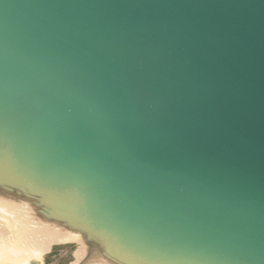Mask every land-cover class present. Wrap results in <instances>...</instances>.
<instances>
[{"label": "water", "instance_id": "1", "mask_svg": "<svg viewBox=\"0 0 264 264\" xmlns=\"http://www.w3.org/2000/svg\"><path fill=\"white\" fill-rule=\"evenodd\" d=\"M0 216L264 264V0H0Z\"/></svg>", "mask_w": 264, "mask_h": 264}, {"label": "bare ground", "instance_id": "2", "mask_svg": "<svg viewBox=\"0 0 264 264\" xmlns=\"http://www.w3.org/2000/svg\"><path fill=\"white\" fill-rule=\"evenodd\" d=\"M71 242L81 244L77 237L51 228L34 227L26 221H12L0 216V264L43 263L44 256L53 246ZM85 256L86 249L82 246L75 253L73 264H79Z\"/></svg>", "mask_w": 264, "mask_h": 264}, {"label": "rangeland", "instance_id": "3", "mask_svg": "<svg viewBox=\"0 0 264 264\" xmlns=\"http://www.w3.org/2000/svg\"><path fill=\"white\" fill-rule=\"evenodd\" d=\"M79 248L80 245L78 243L55 245L44 256V262L42 264H73L75 261V253Z\"/></svg>", "mask_w": 264, "mask_h": 264}]
</instances>
